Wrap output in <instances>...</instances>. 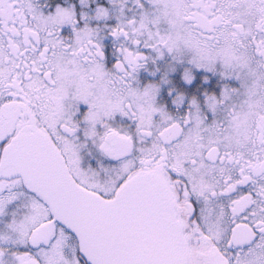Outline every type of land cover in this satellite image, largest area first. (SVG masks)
Wrapping results in <instances>:
<instances>
[{"label": "snow or ice", "instance_id": "obj_1", "mask_svg": "<svg viewBox=\"0 0 264 264\" xmlns=\"http://www.w3.org/2000/svg\"><path fill=\"white\" fill-rule=\"evenodd\" d=\"M0 264H264V0H0Z\"/></svg>", "mask_w": 264, "mask_h": 264}]
</instances>
